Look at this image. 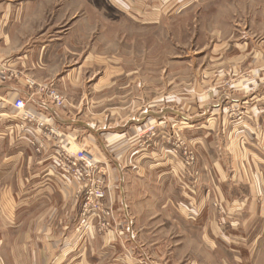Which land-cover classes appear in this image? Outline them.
I'll return each mask as SVG.
<instances>
[{
  "label": "crops",
  "instance_id": "1",
  "mask_svg": "<svg viewBox=\"0 0 264 264\" xmlns=\"http://www.w3.org/2000/svg\"><path fill=\"white\" fill-rule=\"evenodd\" d=\"M72 1L0 0L1 232L10 234L11 229H16L18 237L11 241L14 240L19 252L13 261H5L6 243L10 237L3 235V262L174 264L175 259L169 253L172 251V254L191 256L187 264H264V82H248V88L253 92L237 99L245 109L241 116L242 129L218 131L210 141V158L200 163L202 173L198 185L189 183L169 148H160L162 156L153 152L160 162L150 161L145 174L142 172L144 167L137 163L135 169H130V174H137L131 179V189L136 186V192L131 193L129 205L123 208L118 220L108 218V199L105 200L103 219L106 227L102 229L105 233L95 239L90 236L96 234L98 216L82 214L84 184L66 177L51 162L44 163L43 158L35 162V171L25 168L26 155H30L22 143L21 137L25 135H20L16 123L11 130L14 123L6 122L4 116H9L11 103L17 97L29 99L37 110L48 104L41 97L31 95L23 78L25 73H38L35 69H39L42 55L60 53L61 50L64 53L83 52L84 45L77 49L79 46L75 43L86 42L87 28L86 31L77 30L75 25H63L64 19H58L59 13L66 16L65 19L74 18ZM115 1L121 10H128L136 19L139 15L144 24H159L165 19L162 16L196 2ZM83 2L81 8L89 9L90 0ZM136 9H141L143 14H135ZM49 13H52V19L47 18ZM82 20L78 19L75 24H82ZM262 44L264 39L258 46ZM257 53L263 54L264 47L258 48ZM260 71H264V67H258ZM171 113L177 121L196 119L180 111ZM167 115L153 117L162 120L169 117ZM56 121V127L71 132V124ZM210 134L213 136L212 132ZM66 138L63 139L67 141ZM11 175L15 178L10 181ZM159 184H164L161 191ZM10 186L21 189L13 195ZM27 186L31 187L29 191ZM14 218L17 221L11 226L10 220ZM154 233L176 234L174 245L169 249L163 243L158 246L157 240L149 239V234ZM124 234L127 235L124 238H129V244L125 245ZM155 247L168 251V256L154 260ZM91 251L96 253L95 257L91 256Z\"/></svg>",
  "mask_w": 264,
  "mask_h": 264
},
{
  "label": "rangeland",
  "instance_id": "2",
  "mask_svg": "<svg viewBox=\"0 0 264 264\" xmlns=\"http://www.w3.org/2000/svg\"><path fill=\"white\" fill-rule=\"evenodd\" d=\"M72 2L74 18L65 19L59 13L58 19H64L63 25H75L77 30L87 28L86 42L75 43L77 49L84 45L83 52L45 53L39 69H35L38 73L23 76L31 95L48 102L37 110L40 119L53 125H58L57 119L68 122L71 132L57 126L60 134L53 136L50 125L32 135L28 130L32 128L30 124L21 127L17 124L19 116L10 115L15 112L12 103V111L4 117L6 122L14 123L11 130L16 123L20 135H25L21 137L22 143L30 154L26 155L25 168L32 172L40 158L46 164L53 162L44 149L37 150L34 136L44 146L46 141L56 138L60 146L81 142L95 148L107 167L104 202L108 199V218L114 221L129 205L131 193L136 192V186L131 189V179L137 174H130L136 163L144 167L145 174L150 161L161 160L153 152L162 156L160 148L167 147L176 162H180L189 183L198 185L200 163L209 161V145L214 135L222 130L242 129L245 109L237 99L253 92L248 82H264V71L258 72V67H264V53H257L258 48L264 47L258 46L264 39V0H196L176 13L162 16L165 19L159 24H144L138 15L143 14L141 9L134 10L138 13L136 19L128 10H121L115 0H90L89 9L84 10L83 0ZM47 16L53 17L52 13ZM78 19H83L82 24H75ZM28 80H33L36 87L32 88ZM51 91L59 93L64 103L54 101ZM26 100L32 107L31 101ZM173 110L196 119L177 121L171 115ZM166 114L169 117L162 120L153 117ZM14 178L11 175L9 179ZM163 185H158L160 191ZM9 189L14 195L21 187ZM30 189L27 186V191ZM82 196L81 209L84 192ZM100 213L96 218V234L91 239L105 233L102 229L106 225H102L106 222L103 212ZM16 221L14 218L9 224L12 226ZM1 225L0 218V264H5L1 238L10 237L5 261H13L19 256L14 240L11 241L17 232L11 229L10 234H2ZM174 235L154 233L149 234V239L169 249L176 240ZM128 241L129 238H124L125 245ZM167 252L155 247L154 260L165 259ZM169 253L175 259L174 264H187L191 258L183 253ZM90 254L96 255L92 251Z\"/></svg>",
  "mask_w": 264,
  "mask_h": 264
},
{
  "label": "built area",
  "instance_id": "3",
  "mask_svg": "<svg viewBox=\"0 0 264 264\" xmlns=\"http://www.w3.org/2000/svg\"><path fill=\"white\" fill-rule=\"evenodd\" d=\"M32 88L36 87L33 80H28ZM51 97L59 105L64 103L63 97L56 91H51ZM12 108L16 112L13 115L19 116L18 125L27 127L30 124L31 134L43 130V127L50 126L45 120H41L38 115L37 109H33L28 101L22 97H17L12 102ZM20 121V122H19ZM16 124V125H17ZM36 126V127H35ZM50 134L57 136L60 134L55 125L51 126ZM35 141L33 144L37 146V150L44 151L49 157H52V165L58 168L66 177L74 178L84 184V205L82 207V214L98 215L104 211V198L106 196L105 184L107 179V167L105 163L98 157L95 148L90 147L87 143H72L67 145H57L56 138L51 141H46V146L38 138L34 136ZM103 163V164H102ZM103 223L102 226H105Z\"/></svg>",
  "mask_w": 264,
  "mask_h": 264
}]
</instances>
